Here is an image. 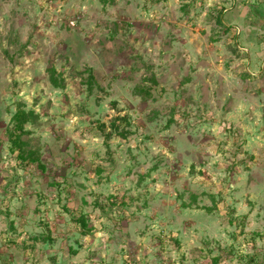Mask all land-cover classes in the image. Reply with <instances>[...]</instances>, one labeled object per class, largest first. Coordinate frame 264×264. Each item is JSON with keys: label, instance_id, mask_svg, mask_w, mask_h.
<instances>
[{"label": "rangeland", "instance_id": "1", "mask_svg": "<svg viewBox=\"0 0 264 264\" xmlns=\"http://www.w3.org/2000/svg\"><path fill=\"white\" fill-rule=\"evenodd\" d=\"M0 264H264V0H0Z\"/></svg>", "mask_w": 264, "mask_h": 264}, {"label": "trees", "instance_id": "2", "mask_svg": "<svg viewBox=\"0 0 264 264\" xmlns=\"http://www.w3.org/2000/svg\"><path fill=\"white\" fill-rule=\"evenodd\" d=\"M53 84H57L56 80L52 78ZM36 116L32 112H26L22 109H17L11 118L12 130L10 134L11 139V148L13 151L16 150V157L18 163L22 166L28 165L30 162L35 160L34 153L32 151H28L25 153L24 151V142L22 141V136L26 134V130L24 125L29 122H34ZM116 134L122 135L121 132Z\"/></svg>", "mask_w": 264, "mask_h": 264}]
</instances>
